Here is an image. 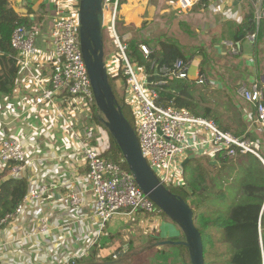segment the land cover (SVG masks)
Masks as SVG:
<instances>
[{"label":"crops","instance_id":"obj_1","mask_svg":"<svg viewBox=\"0 0 264 264\" xmlns=\"http://www.w3.org/2000/svg\"><path fill=\"white\" fill-rule=\"evenodd\" d=\"M40 1L44 2V10L38 6ZM75 1L10 0L18 14H28L34 20L36 29L45 23L48 30L59 8L69 7ZM174 2L125 0L121 7L123 23L118 24L123 39L137 33L142 39L149 40L151 48L159 46L158 53L164 57L169 56V46L161 41H173L183 48L186 56L190 55L187 60L189 92L199 99V110L204 112L207 109L210 115L224 120L227 125L232 124L234 130L244 127V134H252L256 137L253 140L260 143V137L264 138V124L251 118L254 117L251 103L239 95L238 89L253 79L264 83V48L261 49L264 44L258 45L257 42L253 48L243 38V51L238 55L231 54L223 45L225 41H232L250 12L254 15V0L196 3L184 11L176 10ZM49 11L50 17L53 15L51 19L48 18ZM43 47L42 42L37 47L39 54L31 64V71L39 80L47 78L50 73L48 42L46 48ZM198 76L204 77L205 82H199ZM119 89L123 91L121 83ZM122 93L124 97V91ZM36 95L34 78L21 68L13 93L0 92V142L4 138H21L25 144L26 162L16 176L26 178L28 189L40 184L50 187L42 200L29 204L22 215L8 220L1 227L0 264H84L92 261L88 257L92 249L97 250L95 258L100 263L109 261V257L112 259L113 252L120 259V251L128 252L138 246H144L141 249L145 250L148 241L182 236L179 228L164 224L158 217L160 214L142 213L118 215L96 236L95 202L89 183L83 178V158L74 154L73 142L65 134L63 123L52 120L53 111L49 106H33ZM229 131L232 132L231 127ZM98 145L103 150V141H98ZM7 170L1 173V179L12 176ZM71 189L82 199L80 207L75 210H69L61 203L63 195ZM42 215L48 219L50 235L24 238V229L35 230ZM163 249L158 246L155 250L163 252ZM177 251L173 253L174 262L171 264H185L183 249ZM130 254L132 258L135 256L134 252ZM77 255L82 257L75 258Z\"/></svg>","mask_w":264,"mask_h":264},{"label":"built area","instance_id":"obj_2","mask_svg":"<svg viewBox=\"0 0 264 264\" xmlns=\"http://www.w3.org/2000/svg\"><path fill=\"white\" fill-rule=\"evenodd\" d=\"M216 1L220 0H175L173 6L176 10L184 11L196 3ZM78 3L79 0H76L69 7H60L48 30L50 73L47 78L39 80L31 71L32 61L39 54L34 32H27L26 27L18 26L12 32L10 44L16 51L18 70H27L34 78L37 95L33 106H49L53 111L52 120L58 119L63 123L65 134L73 142L74 154L83 158V178L89 183L94 196V216L98 221L96 236H99L106 223L118 215H159L160 210H156L154 202L139 189L129 169L125 167L123 157L113 161L101 155L108 147V132L95 122L99 111L80 49ZM254 5L256 28L244 37L253 48L257 43L258 22L264 21V0H254ZM116 7L117 0L103 2L104 23H108L116 47L114 55L105 60V66L108 75H121L124 101L133 117V129L141 154L161 183L166 187L184 185L181 164L188 151L210 159L214 158L217 150H223L229 158L235 157L238 152L251 153L263 160L257 152L258 141L222 130L210 117L194 115L185 108L162 106L158 103L156 87L166 85L169 78L187 80L189 64L177 57L170 64L157 66L149 58L152 50L145 44H140L139 47L146 65L131 62L125 53L126 44L120 41L115 31ZM223 45L233 55L243 51L241 40L225 41ZM152 75L155 78L148 81V76ZM198 80L205 82L201 76H198ZM238 93L245 101L255 104V112L252 114L254 117L251 118L264 124V83L249 80L239 86ZM98 141H103V150H100ZM25 162L26 154L21 138L1 140L0 171L13 163L10 174L17 175L24 168ZM49 191L50 187L46 184L29 188L15 209L0 219V229L8 220L22 215L29 204L42 200ZM61 201L69 210L79 208L82 203L81 197L73 189L66 192ZM50 231L48 219L42 215L35 230L24 229L22 234L26 239L44 238L50 235ZM112 259H117L115 252L112 253Z\"/></svg>","mask_w":264,"mask_h":264},{"label":"trees","instance_id":"obj_3","mask_svg":"<svg viewBox=\"0 0 264 264\" xmlns=\"http://www.w3.org/2000/svg\"><path fill=\"white\" fill-rule=\"evenodd\" d=\"M114 1V0H103ZM125 0H117L115 29L118 30V24L123 23L121 16V7ZM40 9L44 10V2L38 3ZM31 13V9L29 10ZM40 23V22H39ZM18 26L29 27L32 32L35 31L34 20L27 15L18 14L11 5L10 0H0V92L11 95L15 87V79L18 73L16 60V51L11 47L10 39L13 30ZM240 30L235 33L232 40H242L248 32L256 28L253 12H250L245 22L240 26ZM116 31V30H115ZM117 33V32H116ZM118 37L121 42L126 44L125 53L131 62H137L140 65H146V59L140 49V44H149V40L142 39L136 33L134 36L123 39V34L118 30ZM258 45L264 44V21L260 20L257 26ZM169 46V56L160 55V47L155 45L150 47L152 53L149 58L154 61L155 65L160 66L170 64L175 58L179 57L187 61L190 57L186 56L184 51L173 41L164 40ZM104 44V42H103ZM257 45V44H256ZM259 48V46H258ZM262 47L261 49H263ZM259 52V50H258ZM205 59V58H204ZM116 101L121 107L122 113L133 127V117L129 107L126 105L123 93L119 90L121 75H108ZM191 83L188 80L169 78L164 86H157L158 103L162 106H172L174 108H185L194 115L199 116L198 100L189 92ZM255 112V104H250ZM210 117L207 109L200 115ZM213 119V118H212ZM220 129L229 131L230 126L222 124L217 117L213 119ZM96 123L103 126L96 118ZM242 124V123H241ZM104 127V126H103ZM236 135L242 138L255 139L250 133L244 134V127ZM259 143L258 154L264 159V148ZM107 159L117 161L121 155L119 148L113 138L108 134V147L101 153ZM210 161H216L213 165ZM13 164V163H12ZM4 167L0 171V219L7 213L12 212L17 203L23 198L28 191L26 178L12 175L1 179L6 169L10 171L12 166ZM125 167H127V164ZM239 171V177L235 178L233 170ZM7 170V171H8ZM184 185L167 186L173 194L182 197L192 208L194 213V224L201 234L203 242L204 264H264V166L260 160L251 153H237L235 157L229 158L223 150H217L214 158L207 156H195L183 168ZM234 176L233 181L231 176ZM230 181L234 183V193L237 195V201L233 203L225 212L214 214L207 211L211 196L214 194L218 198L226 199L230 191ZM184 187L187 190H184ZM206 209V210H205ZM156 210L158 208L156 207ZM160 214L164 215L162 211ZM165 216V215H164ZM254 227V230L252 229ZM220 228L223 240L230 245L229 254L214 253L215 259L209 262L205 259L208 247H214L213 234L211 229ZM177 239V238H169ZM156 240V239H155ZM153 240V241H155ZM186 253L184 263L190 264L187 249L181 246ZM157 249V247H154ZM120 259L123 263L130 264L131 254L120 251ZM97 250L92 249L88 257L92 259L84 264H99L96 261ZM136 255V254H135ZM111 258H107V260Z\"/></svg>","mask_w":264,"mask_h":264},{"label":"water","instance_id":"obj_4","mask_svg":"<svg viewBox=\"0 0 264 264\" xmlns=\"http://www.w3.org/2000/svg\"><path fill=\"white\" fill-rule=\"evenodd\" d=\"M103 0H79L77 23L82 57L90 78L95 104L99 111L98 121L113 138L137 186L150 198L182 232L177 239L157 240L152 247L179 245L187 249L190 264H204L203 242L194 224V213L189 204L180 196L173 194L154 174L142 156L133 127L122 113L115 99L104 61L102 29L104 25ZM29 32L30 28L26 27ZM155 76H148L152 81ZM181 164L182 168L194 158L192 151ZM263 164V160L257 156ZM215 164L216 161H210ZM264 166V164H263ZM184 190H187L184 187ZM144 249H141L143 251ZM99 264H122V259L100 262Z\"/></svg>","mask_w":264,"mask_h":264},{"label":"rangeland","instance_id":"obj_5","mask_svg":"<svg viewBox=\"0 0 264 264\" xmlns=\"http://www.w3.org/2000/svg\"><path fill=\"white\" fill-rule=\"evenodd\" d=\"M48 9H51V6L48 5ZM50 15H51V12L49 11L48 12V18L51 19L53 17V15L51 17H50ZM115 30H116L117 34H119L117 28ZM102 34H103V42H104V61H105L106 59H109V57L113 56L115 51H116L114 40H113L112 34L109 30L107 22H105L103 25ZM47 37H48V28H47L45 23H41V26L38 27L34 32L35 46L40 47L42 42H43V45H44L43 48H46ZM145 45L150 47L149 44H145ZM120 91L123 92L122 90H120ZM197 100H198V104H199V99L197 98ZM197 110H198L199 116H200L203 112H201L199 110V108H197ZM214 117H216V116H213V115L210 116V118H213V119H214ZM219 121L222 124H227L222 119H219ZM228 125H230V127L232 129V132L231 131L230 132L233 134L237 133L240 130V127L238 129L236 128V130H234L235 128H233L232 124L229 123ZM133 127H134V125H133ZM236 136H239V135H236ZM263 136H264V133H263ZM260 138H261L260 139L261 140L260 146L262 148H264V138L263 137H260ZM24 145L25 144L22 141L23 148H24ZM233 174H234L235 178L239 177V171L237 169L233 170ZM234 176L233 175L231 176L232 181L234 179ZM234 186H235V184L231 183V181H230V191H229V194H227L228 198H226V199L218 198L213 194L210 198V202L208 204V207L206 208L207 211L210 213H214V214H218V213H222V212L227 211L229 209V207L237 201V195L234 193V190H235ZM156 215H158V214H156ZM158 217L161 218V220L163 221L164 224L176 226L166 216L160 214ZM108 222H107V224H108ZM104 228L106 229V227H104ZM252 229L254 230L253 226H252ZM177 230H178V227H177ZM210 232L213 234V238H214L215 242H214L213 248L208 247L207 251H209V252H207V254L205 256V259L208 260L209 262L211 261V257H212V259L217 258V257H215L214 253L211 254V252L213 250H217L220 254L221 253L229 254L231 252L230 245L227 244L222 238V231L220 228L211 229ZM152 243H154V242L148 241V243L146 244L147 248L141 252H140V250L144 246H138V247L133 248L132 250H129L128 253L134 252L136 254L133 258L128 259V261L130 260V264H171L172 262H174V254L173 253H175L177 250L183 249L179 245H163L164 251L161 252L162 250L156 251L155 250L156 248L151 247ZM183 252L186 253V251H184V249H183ZM167 258H169V261H167L168 260ZM122 264H125V263H123V261H122ZM213 264H219V263L215 262Z\"/></svg>","mask_w":264,"mask_h":264}]
</instances>
